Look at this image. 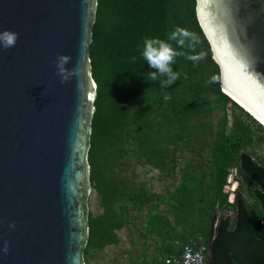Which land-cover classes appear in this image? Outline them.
I'll return each mask as SVG.
<instances>
[{
  "label": "water",
  "instance_id": "water-1",
  "mask_svg": "<svg viewBox=\"0 0 264 264\" xmlns=\"http://www.w3.org/2000/svg\"><path fill=\"white\" fill-rule=\"evenodd\" d=\"M96 9L97 0H0V38L19 33L0 49V264H85ZM195 17L222 93L264 127V0H195ZM59 55L76 69L66 83Z\"/></svg>",
  "mask_w": 264,
  "mask_h": 264
},
{
  "label": "trees",
  "instance_id": "trees-1",
  "mask_svg": "<svg viewBox=\"0 0 264 264\" xmlns=\"http://www.w3.org/2000/svg\"><path fill=\"white\" fill-rule=\"evenodd\" d=\"M175 26L195 33L199 41L195 54L204 59L194 65L184 57L177 58L173 70L181 73V79L165 86L171 95L165 101L159 81L145 79L146 73L156 70L141 58L139 49L143 37L166 39ZM91 38L89 59L96 97L88 163L90 185L102 212L89 214V236L83 250L85 264L92 251H101L119 241L114 230L123 225V216L116 210L121 188L115 177L113 154L124 153L122 143L133 141L134 152L145 160L144 164L164 170L172 165L174 154L184 150L185 145L182 149L179 146L187 145L185 140L203 135L211 136V157L207 164L193 169L200 173L184 177L171 195L175 204L172 210L178 208L182 223H186L192 205L184 207L183 202L192 204L194 193V189H186L187 182L196 187L207 181L211 187L209 208L213 210L218 204L233 211L232 217L219 219L214 229V217L211 212L207 216L208 230L203 242L209 249L207 264H264V159L254 157V148L264 145V127L222 93L218 67L195 17V0H97ZM207 68L211 75L202 79L197 76L199 69ZM210 79L214 83L209 84ZM227 105L231 110V135L224 130ZM215 110L221 116L214 133L203 121ZM233 169L237 192L229 203L223 187ZM128 200L137 212L147 203L160 201V196L148 193L142 184L130 193ZM159 213L155 214L157 219H150L149 226L158 225L160 220L167 222ZM185 241L184 236L181 247L170 244L162 249V254L165 251L167 257L180 256L188 243ZM160 263L164 264V260Z\"/></svg>",
  "mask_w": 264,
  "mask_h": 264
},
{
  "label": "rangeland",
  "instance_id": "rangeland-1",
  "mask_svg": "<svg viewBox=\"0 0 264 264\" xmlns=\"http://www.w3.org/2000/svg\"><path fill=\"white\" fill-rule=\"evenodd\" d=\"M201 69L204 70V67ZM207 75H211L209 68L205 71L198 70L197 76L201 79ZM229 106L226 107L227 125L224 129L226 135L232 134ZM220 116L221 112L215 110L207 115L203 124L210 125L215 133L218 129ZM184 142L187 145L182 144L179 146V149H182L185 145L184 150L176 152L172 165L169 168L165 167L164 170L144 164L145 160L140 158L137 152H134L136 148L131 140L122 143L124 153L121 151L114 152L115 177L120 181L121 188L116 210L123 216V225L120 229L114 230L119 240L118 243L106 245L101 251H92L87 256L86 264H161L162 260L165 261L169 258L166 256L165 251L162 254V249L170 244L181 247L182 237L185 236L187 244L204 242L208 230L206 220L209 212L214 217L213 229L219 219L233 216L230 207L222 208L217 204L213 210L209 208L208 202L211 196L208 191L211 187L207 181L202 183V186L196 187L191 182H187L189 187L186 189L188 191L194 189V193L192 194V204L186 201L183 202L184 207L189 206L188 204L192 205L186 223H182L183 216L179 215L178 208L172 210L175 204L171 195L175 194L184 177L194 175L195 172L200 173L198 169L197 171L193 169L197 165L207 164L212 154L211 136L205 137L203 135L200 139L190 138L189 141L185 140ZM255 156L264 159V145L254 148ZM167 164L171 163L167 162ZM235 174L236 171L231 170L223 187V192L227 195V202L229 203L233 201L234 194L237 192ZM142 184L148 193L160 196V201L147 203L140 211L136 212L131 209L132 203L128 200V197L135 189L138 190ZM240 192L244 193L241 189ZM177 198L179 197L177 196ZM88 205L89 214L96 216L102 212L94 190L90 193ZM151 205H155L154 208ZM182 210L184 209L182 208ZM157 212H160L159 216L167 219V222L164 223L163 220H160L158 225L149 226L150 219H153V217L157 219L158 216L155 215ZM155 220L153 224H156ZM175 252H177L176 249Z\"/></svg>",
  "mask_w": 264,
  "mask_h": 264
},
{
  "label": "clouds",
  "instance_id": "clouds-1",
  "mask_svg": "<svg viewBox=\"0 0 264 264\" xmlns=\"http://www.w3.org/2000/svg\"><path fill=\"white\" fill-rule=\"evenodd\" d=\"M18 39L19 33L5 30L2 34V38H0V49L14 47ZM198 42L195 33L181 26H175L167 35L166 39L149 36L143 37V45L142 48L139 49L141 58L147 62L150 68L156 70L146 73L145 79L149 81H159L160 87L164 91L163 99L165 101L171 99V95L164 90L165 86L172 85L177 80L181 79V73L173 70V65H176L177 58L184 57L190 60L194 65H198L199 62L204 59L202 55L195 54ZM70 59L71 57L69 56L59 55L56 61H54L57 69L56 74L60 77L61 83H66L71 76L76 74V69L66 68ZM132 59L135 61L136 56H133ZM207 82L211 84L214 83V80L210 79ZM3 250L7 252L8 248L5 247Z\"/></svg>",
  "mask_w": 264,
  "mask_h": 264
},
{
  "label": "built area",
  "instance_id": "built-area-1",
  "mask_svg": "<svg viewBox=\"0 0 264 264\" xmlns=\"http://www.w3.org/2000/svg\"><path fill=\"white\" fill-rule=\"evenodd\" d=\"M208 255L209 249L203 242L186 244L180 256L169 257L164 264H207Z\"/></svg>",
  "mask_w": 264,
  "mask_h": 264
},
{
  "label": "bare ground",
  "instance_id": "bare-ground-1",
  "mask_svg": "<svg viewBox=\"0 0 264 264\" xmlns=\"http://www.w3.org/2000/svg\"><path fill=\"white\" fill-rule=\"evenodd\" d=\"M225 85H226V87L229 89V90H234L233 89V86H232V84H231V82H230V80H229V78H228V76H227V74H226V76H225ZM229 93V92H228ZM229 95H232L231 97L232 98H234V95L233 94H230L229 93ZM237 97H239V96H237ZM240 99H242L243 100V98H241V97H239ZM237 102L239 101V103H241V104H243V102L240 100V99H238V98H234ZM238 99V100H237ZM245 104H243V106H244ZM244 107H246V106H244ZM248 107H251V106H248ZM246 109H248L250 112H251V109L250 108H247L246 107ZM252 115H254L255 116V118H257L259 121H261V119L260 118H258V116H256L255 114H253L252 113ZM262 122V121H261ZM263 124H264V122H262Z\"/></svg>",
  "mask_w": 264,
  "mask_h": 264
}]
</instances>
